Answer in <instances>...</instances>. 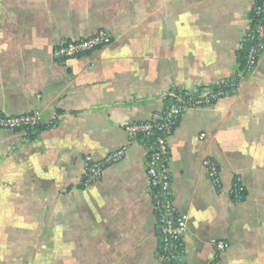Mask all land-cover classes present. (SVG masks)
I'll return each instance as SVG.
<instances>
[{"label": "crops", "instance_id": "crops-1", "mask_svg": "<svg viewBox=\"0 0 264 264\" xmlns=\"http://www.w3.org/2000/svg\"><path fill=\"white\" fill-rule=\"evenodd\" d=\"M253 0H0V264H161L144 139L173 88L232 77ZM105 29L112 41L57 62L56 43ZM33 135V136H31ZM124 148L99 181L84 157ZM185 264H264V52L235 94L184 112L169 138ZM220 169V188L204 161ZM244 187L231 199L234 179ZM217 241L227 247L217 251Z\"/></svg>", "mask_w": 264, "mask_h": 264}, {"label": "built area", "instance_id": "built-area-1", "mask_svg": "<svg viewBox=\"0 0 264 264\" xmlns=\"http://www.w3.org/2000/svg\"><path fill=\"white\" fill-rule=\"evenodd\" d=\"M111 41L112 35L105 29H99L90 36L56 43L52 56L55 61L64 62L90 54ZM246 42H250V45L245 51L243 61H238L232 77L210 86L193 89L173 88L163 96L165 105L156 119L126 127L129 141L144 139L146 148L144 170L155 219L158 241L156 257L161 264H185L184 234L187 216L176 209L173 203L169 138L186 110L210 105L221 97L235 94L239 82L255 70L264 52V0H253L241 46ZM39 124L36 112L0 116V129L4 130L27 131ZM123 154L124 148L109 152L103 159H95L92 155L86 154L83 183L89 185L99 181L104 169L119 161ZM204 164L208 178L217 189L220 188V169L217 162L207 158ZM244 191L240 179L235 178L230 191L231 199L234 202L243 201ZM215 247L217 251H222L227 247V243L217 241Z\"/></svg>", "mask_w": 264, "mask_h": 264}, {"label": "trees", "instance_id": "trees-1", "mask_svg": "<svg viewBox=\"0 0 264 264\" xmlns=\"http://www.w3.org/2000/svg\"><path fill=\"white\" fill-rule=\"evenodd\" d=\"M249 45H250V42H249V43L246 42V43H244V44L239 48L237 54H238V60H239L240 62L243 61V57H244V55H245V51L247 50V48L249 47ZM53 125H54V122L51 123V125L46 126V127H42V126L39 124V125H37V126L34 127V128H29V129H27V132H28L29 134H31V133H35V132L41 131V130H43V129H45V128H49V127H51V126H53ZM31 136H33V135H31ZM245 197H246V192L244 191V199H245Z\"/></svg>", "mask_w": 264, "mask_h": 264}]
</instances>
